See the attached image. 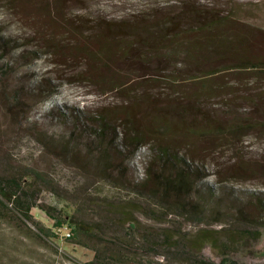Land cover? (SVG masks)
Here are the masks:
<instances>
[{
  "label": "rangeland",
  "instance_id": "1",
  "mask_svg": "<svg viewBox=\"0 0 264 264\" xmlns=\"http://www.w3.org/2000/svg\"><path fill=\"white\" fill-rule=\"evenodd\" d=\"M192 5L202 10L204 18L229 16L223 33L227 31L228 37L237 34L240 40L235 53L223 55L226 64L241 59L264 62V0H0V36L11 39L6 46L0 44V51L6 52L0 59V70L7 64V70L0 71V176L35 169L51 181L39 185L43 189L39 202L57 208L65 205L77 216L95 219V206L88 199L83 201L86 193L127 197L132 191L98 181L88 167L74 164L72 155L63 158L57 154L65 142L60 137L67 138L71 126L49 112L59 109L68 116L74 110L99 111L120 124V138L127 124L144 131L148 144L140 146L134 155L111 156V160L129 167L130 178L144 175L149 144L163 141V134L154 136L164 131L160 126L169 124L173 132L164 141L181 154L195 150L194 162L205 172L201 181L264 190V126L260 125L264 118L263 66L206 75L208 63L203 60L191 57L186 61L188 57L181 56L177 62H143L140 58L145 52L137 51L140 57L130 53L129 57L120 56V48L114 47L117 38L128 34L123 31L127 24H147L165 17L170 19L168 27L172 28L170 22L174 20L177 29H182L185 24L176 16ZM198 23L193 21L190 27L196 28ZM122 24V30L116 29ZM103 45L114 47L115 52L102 55ZM31 51L39 53L33 55ZM114 83L117 89H113ZM236 118L246 127L231 134L228 125ZM42 132L53 140L52 151L38 138ZM71 140L70 154L78 151L84 157L90 153L91 138L86 134L75 144ZM92 154L97 156L98 150ZM80 204L86 208L79 209ZM31 214L41 225L57 231L45 241L23 231L14 235L21 248L37 251L40 263L88 264L93 259L94 251L81 245L69 226L56 229L53 219L37 206L31 208ZM140 218L146 227L172 224ZM169 218L191 232L203 226L173 215ZM227 224L225 219L208 227ZM100 236L105 239L98 243L100 247L118 236L121 243L125 240L131 250L140 252L139 258L168 264L163 250L155 253L137 233L130 236L107 228ZM203 257L215 262L220 259L208 246ZM234 259L241 264H264V233L257 240H246Z\"/></svg>",
  "mask_w": 264,
  "mask_h": 264
},
{
  "label": "trees",
  "instance_id": "2",
  "mask_svg": "<svg viewBox=\"0 0 264 264\" xmlns=\"http://www.w3.org/2000/svg\"><path fill=\"white\" fill-rule=\"evenodd\" d=\"M176 17H180L181 24H185L182 29H177V22L174 20L170 22L172 28L168 27L170 19L165 17L147 24L143 21L139 24H122L121 27L117 25L118 30H122L123 25L126 26L123 31L128 34L117 38L118 44L115 42L114 47L120 48V56L122 53H130L140 57L138 52H145L140 58L143 62H177L176 58L181 56L188 57L186 61L191 57L195 61L203 60L208 63L204 71L206 75L234 68L264 67V62L253 63L250 59L237 60L232 64L224 62L223 55H230L237 50L236 42L240 40L237 34L228 37L227 31L224 30L223 33L228 15L204 18L202 10L192 5L188 11H183ZM193 21L199 22L196 28L190 27ZM8 42L11 39L0 36L1 45L6 46ZM114 47L103 45L100 51L108 57L115 52L112 49ZM5 53V50L0 51V59ZM31 53L34 55L39 52ZM115 54L119 55L118 51ZM212 64L219 66L214 67ZM4 65L5 68L0 70L3 73L7 70V64ZM193 77L200 79L198 76ZM112 87L117 89L119 86L114 83ZM49 115H55L62 124L71 126L70 135L67 138L60 137L65 142L56 151L57 154L63 158L66 154L72 155L74 164L80 168L88 167L98 181L105 180L121 191L128 189L132 192L127 197L123 194L99 197L86 193L83 201L88 199L95 206L96 215L95 219L88 221L64 208L65 205L57 208L39 202V195L43 191L39 185L51 183L43 173L26 169L0 176V264H43L39 262L36 250H24L14 236L23 231L31 238L45 241L51 235H57V231L52 232L34 219L31 214L34 206L53 219L56 229L69 226L75 234L74 238L94 251V257L88 264H153L139 258L140 252L131 250L130 244L125 240V244L121 243L118 236L107 240L100 247L98 243L105 240L100 233L107 228L123 231L130 236L133 233L139 234L145 238L149 249H153L155 253L159 248L163 250L168 264H241L234 259L239 247L246 240L259 239L264 233V190L235 189L222 183L209 184L201 181L205 172L201 165L194 162L195 150L190 149V152L181 154L168 140L164 141L173 132L169 124L160 126L164 131L154 136L160 138V134H163V141L149 144V150L145 153L144 175L130 178L127 175L129 167L122 164V161L111 160V156L116 154L125 158L134 155L140 146L148 144L144 131L127 124V129L121 131L120 138L117 132L120 124L113 123L109 114L99 111L91 113L74 110L67 116L57 109L51 110ZM238 118L230 120L229 133L236 134L246 127ZM260 123L264 126V118ZM84 134L91 138L90 147L87 148L90 153L87 155L98 150L97 156L92 154L93 156L86 155L84 158L78 155V151L70 154L73 147L69 146L70 140L75 144ZM47 136V132H42L38 138L52 151L54 143ZM77 207L86 208L84 204ZM171 215L203 226L191 232L172 221L169 218ZM140 217L158 223L172 222L173 225L155 227L156 229L146 227ZM225 219L228 220L225 226L208 227L209 224L221 223ZM70 235L71 233L66 237ZM207 246L220 256L218 262L203 257V250Z\"/></svg>",
  "mask_w": 264,
  "mask_h": 264
},
{
  "label": "built area",
  "instance_id": "3",
  "mask_svg": "<svg viewBox=\"0 0 264 264\" xmlns=\"http://www.w3.org/2000/svg\"><path fill=\"white\" fill-rule=\"evenodd\" d=\"M69 234H70L69 232H66V233H65V236H69Z\"/></svg>",
  "mask_w": 264,
  "mask_h": 264
}]
</instances>
